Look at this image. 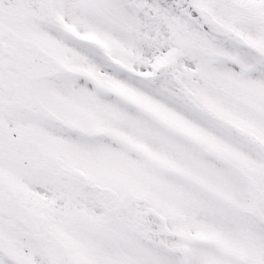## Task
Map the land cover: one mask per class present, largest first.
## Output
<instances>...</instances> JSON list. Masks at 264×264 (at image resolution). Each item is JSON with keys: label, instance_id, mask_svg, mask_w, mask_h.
<instances>
[{"label": "snow or ice", "instance_id": "snow-or-ice-1", "mask_svg": "<svg viewBox=\"0 0 264 264\" xmlns=\"http://www.w3.org/2000/svg\"><path fill=\"white\" fill-rule=\"evenodd\" d=\"M0 264H264V0H0Z\"/></svg>", "mask_w": 264, "mask_h": 264}]
</instances>
